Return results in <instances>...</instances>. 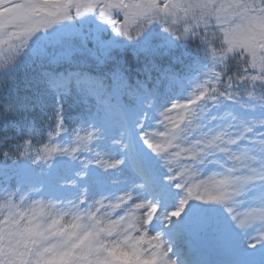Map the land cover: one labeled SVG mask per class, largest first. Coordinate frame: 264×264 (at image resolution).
<instances>
[{
	"label": "snow or ice",
	"instance_id": "6c2138e0",
	"mask_svg": "<svg viewBox=\"0 0 264 264\" xmlns=\"http://www.w3.org/2000/svg\"><path fill=\"white\" fill-rule=\"evenodd\" d=\"M0 74L6 140L47 94L85 105L74 147L0 160V264H264V0H0Z\"/></svg>",
	"mask_w": 264,
	"mask_h": 264
},
{
	"label": "trees",
	"instance_id": "16d2710c",
	"mask_svg": "<svg viewBox=\"0 0 264 264\" xmlns=\"http://www.w3.org/2000/svg\"><path fill=\"white\" fill-rule=\"evenodd\" d=\"M178 27H182L179 26ZM157 30H160V26L157 25ZM114 35V33H112ZM219 38L212 39V47L219 49L221 47L220 42L218 41ZM186 42L187 50L195 52L198 47L201 46V42L199 39H190ZM203 55V54H202ZM209 60H211V56L209 55ZM233 60V59H232ZM231 61V60H230ZM57 70V68H56ZM236 71V66H232V72ZM83 95L80 96H73L72 93L67 95L66 97H59L52 94H47L45 97V105L43 109H38V115L35 120V125L37 128V132L35 135L31 136H24V137H16L14 131H10L8 133V139H4V133L0 132V160L4 159V153L8 152L10 157L15 158L17 155V145H20L19 151L24 150V141L30 140L31 146L29 147V151H32L33 148L42 147L44 144L49 143H60L64 147H71V144L75 142L73 140L74 134H76V130H78L79 122L78 120L74 119L79 112H81L85 105L82 103ZM95 100L93 98H89L88 107L95 106ZM124 103H130L127 97H123L122 101ZM58 106H62L66 113L70 114L72 118H67L65 120V127L61 131L63 135L64 132L69 133L68 136H65V140H70L71 143H63L59 141L55 134V124H56V111L58 110ZM51 134V135H50ZM89 152L84 154V158L87 161ZM0 194L3 193L4 187L0 185Z\"/></svg>",
	"mask_w": 264,
	"mask_h": 264
},
{
	"label": "rangeland",
	"instance_id": "374dc122",
	"mask_svg": "<svg viewBox=\"0 0 264 264\" xmlns=\"http://www.w3.org/2000/svg\"><path fill=\"white\" fill-rule=\"evenodd\" d=\"M90 15H91V14H90ZM114 18H122V15L119 16V17H116L115 14H114ZM109 31H111V30L109 29ZM106 35H107V34H106ZM218 41H219L220 44H221V39H218ZM181 43H185V44H186V42H184V41H181ZM229 64H230V66L232 67V66H236L237 62H236V60L234 59L233 61H229ZM57 66H60V69H59L58 72L73 71V70H76V68H77L76 65H68V64L57 65ZM91 67H92V64H91V62H89V65L85 68V71H87V70H88L89 68H91ZM89 74H90V75H95L94 72H90ZM225 79H226V77H225ZM72 92L74 93L73 96H80V95H82V93L80 92V89H79L78 87H76L75 85H73ZM92 98H93V100H95V102L97 103L96 99H95L94 97H92ZM122 103H124V102H122ZM81 129H82V126L79 127L78 132H79V135H80V136H83L85 133H84V131L81 130ZM89 131H91V129H89ZM72 136H73V140H74V139L76 140V134H74V135H72ZM117 139H118V137H117ZM74 146H75V142H73V144H71V147H74ZM89 147L91 148L92 151H91V154H89L88 159H91V158H92V155H94L95 153H100L101 156H102V159H103L104 161L109 162V163H111V162L113 161L114 158H115V159H118V158H119V157H113L112 155L107 154V152H106V150H105V148H104L103 145H101L100 147H95V146L93 145L92 142H89ZM86 153H88V152L85 151V152H83V153L80 155V159H81V160L86 161L85 158H84V154H86ZM0 188H1V186H0ZM9 190H11V189H9ZM98 198H99V197H97V199H98ZM137 202H139V201H137ZM105 203H107V201H105ZM118 211H119L118 209H117V210H114V211H111L112 218H115V212H118ZM237 211L240 212V213H244L246 210L243 209V208H238ZM120 214H123V213H120ZM252 223H254V224L256 225V227L253 228V230H251V231L249 232V235H248V237H246V240H247L249 243H256V244L258 245V243H259V238H260V237L262 236V234H264V233H262V226H261L259 220H256V221H254V222H252ZM150 235H155V233H154V232H151ZM210 255H212V254H210ZM212 256L214 257V255H212ZM173 258H175V257H173ZM214 258H215V257H214Z\"/></svg>",
	"mask_w": 264,
	"mask_h": 264
},
{
	"label": "clouds",
	"instance_id": "9594fccd",
	"mask_svg": "<svg viewBox=\"0 0 264 264\" xmlns=\"http://www.w3.org/2000/svg\"><path fill=\"white\" fill-rule=\"evenodd\" d=\"M257 4H259V0H257ZM209 37L211 38V34H209ZM31 63H27L25 66H22L20 71L23 72L26 70V68H31ZM15 87V83L10 82L7 80L4 75L0 74V95H2L9 87ZM6 110V106L0 104V112H3Z\"/></svg>",
	"mask_w": 264,
	"mask_h": 264
}]
</instances>
